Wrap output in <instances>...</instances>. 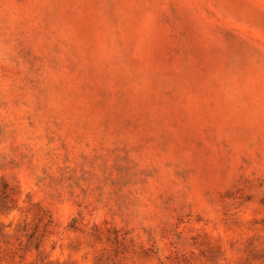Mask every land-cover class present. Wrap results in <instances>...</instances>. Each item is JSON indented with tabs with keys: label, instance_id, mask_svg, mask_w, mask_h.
I'll return each instance as SVG.
<instances>
[{
	"label": "rangeland",
	"instance_id": "1",
	"mask_svg": "<svg viewBox=\"0 0 264 264\" xmlns=\"http://www.w3.org/2000/svg\"><path fill=\"white\" fill-rule=\"evenodd\" d=\"M0 264H264V0H0Z\"/></svg>",
	"mask_w": 264,
	"mask_h": 264
}]
</instances>
